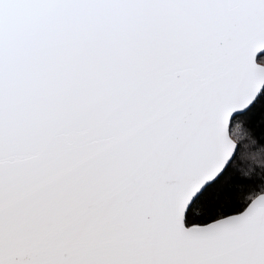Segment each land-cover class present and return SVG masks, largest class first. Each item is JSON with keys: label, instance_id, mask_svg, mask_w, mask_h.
<instances>
[{"label": "snow or ice", "instance_id": "6c2138e0", "mask_svg": "<svg viewBox=\"0 0 264 264\" xmlns=\"http://www.w3.org/2000/svg\"><path fill=\"white\" fill-rule=\"evenodd\" d=\"M0 264H264V0H0Z\"/></svg>", "mask_w": 264, "mask_h": 264}]
</instances>
